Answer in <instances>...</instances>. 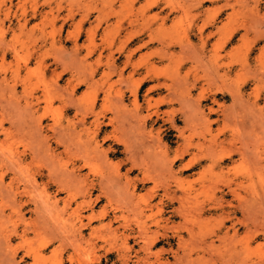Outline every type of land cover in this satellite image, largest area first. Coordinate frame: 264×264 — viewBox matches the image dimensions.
<instances>
[{"label":"rangeland","instance_id":"374dc122","mask_svg":"<svg viewBox=\"0 0 264 264\" xmlns=\"http://www.w3.org/2000/svg\"><path fill=\"white\" fill-rule=\"evenodd\" d=\"M121 39H130V46L126 48L131 50L129 63L126 54L119 51ZM161 41L173 45L164 58L157 55L162 50ZM145 42L149 44L139 49ZM159 82L173 84L171 89L177 98L174 97L172 104L161 97H168L172 90L164 86L152 90ZM173 96L175 94L170 98ZM189 97L191 102L199 101L202 114L196 115L197 121L194 115L191 123L184 121L182 111L191 106ZM178 98L182 102H178ZM27 102L31 104L32 112H29L32 114L26 115L28 111L23 106ZM118 104H122V109L127 108L123 118L128 117L123 120H127L128 127L117 133L109 120ZM158 105L162 111L172 108L177 111L174 129L163 120L150 121L149 113ZM26 107L29 110L30 106ZM135 110L138 115H134ZM207 118L213 122L212 131L206 130ZM39 119L44 125L42 134L36 128L41 123ZM99 121L103 122V129L97 132L94 123ZM23 127L28 136L24 130L23 134ZM69 127H77L73 139H70ZM128 130L130 134L126 133ZM141 130L143 136L139 135ZM37 131L44 134L42 139L48 137L55 151L53 158L52 153L49 155L44 150V145L39 147L47 156L44 151L42 155L39 147L35 148L44 141L35 138H39ZM54 134L64 137L65 141L60 138L64 144H56L58 136L54 139ZM117 136L123 138V142L127 139L131 149L141 147L142 141L151 140L150 147H154L151 153L168 150L169 159L178 147L186 145L190 153L175 163L174 170L192 158L194 162H202L196 164L194 171L182 175L183 182H175L176 185L167 176L163 177L166 168L154 171L163 165L158 164L159 168L148 162L146 167L152 169L148 171L163 175L143 182V169L137 167L128 172L130 163L127 161L132 152L126 150L125 143L118 144ZM80 137L83 141L90 140L88 144L92 147L98 141L101 149L108 152L106 157L91 154L90 163L82 173H88L89 179L99 184L102 176L118 171L116 177L120 176L121 182L107 185L111 186L109 200L104 197L92 204L93 207L85 204L82 208L83 223L87 224L81 227L80 240L83 241H79L82 245L77 242L75 245H79L74 246L69 239L73 238L70 220L74 214H39L32 201L29 206L21 207L20 199L10 204L13 198L6 200L0 195V236L4 239L10 234L12 239L11 246L0 242L4 245L0 246V264H11L3 257L7 249L15 245L16 248L11 249L17 250L19 264H264V0H0V158L6 154L4 150L12 157L15 155L17 162L21 157L25 171L26 166L37 171L33 173L41 188L44 187L42 181L46 180V184L60 173L62 163L70 166L76 162L72 153L82 148ZM23 139H28L32 146L37 140L34 150ZM215 139L224 141L222 145L214 144L215 155H233L222 166L214 165L213 158L205 155ZM244 143L248 144L246 151L250 148L251 153L246 159L238 153ZM147 146L140 152L149 150ZM30 148L32 152L37 149L38 154L30 152ZM31 154L40 157L32 159ZM1 160L0 181L4 175L3 180L8 183L16 172L4 167ZM12 164L9 163V167L16 165ZM16 166L14 169L19 168ZM17 172L21 188H31L30 183L23 187L25 182H21L23 177L19 176V170ZM237 177L239 182L234 181ZM123 183L125 185H121ZM53 185L48 192L56 194ZM229 186L237 189L235 197L228 194ZM98 190L97 187L94 196ZM221 193L227 194L226 198L219 199ZM44 194L42 190L41 199L37 196L38 203L42 204ZM27 196L23 195L24 200ZM65 196V192L58 194L59 198ZM77 198L82 200L80 193ZM71 199L74 204L69 212L76 206L74 193ZM105 203L114 220L112 230L107 229V225L102 226L109 218L99 217ZM91 213L98 217L88 222ZM115 214L119 220L114 219ZM12 228L18 233L11 231ZM54 231L65 234L52 235ZM27 248L38 256L30 253L26 260L21 259ZM12 250L10 253L14 252ZM72 254L74 260L70 259Z\"/></svg>","mask_w":264,"mask_h":264},{"label":"bare ground","instance_id":"6f19581e","mask_svg":"<svg viewBox=\"0 0 264 264\" xmlns=\"http://www.w3.org/2000/svg\"><path fill=\"white\" fill-rule=\"evenodd\" d=\"M187 32V31H186ZM130 41V39H126V40H122L121 39V41L118 43L119 44V51H120V53L121 54H126V61L129 63L131 60V57H132V55H131V50H127L126 48H128L130 45V43L131 42H129ZM148 42H150V40L148 41ZM148 42H145V43H142V45H140V46H138L139 47V49H140V47H143V46H145V45H147V43ZM162 42V41H161ZM129 43V44H128ZM149 44V43H148ZM162 44V50H161V52H157V55L159 56V58H164V57H166V56H168L169 54V52H168V50H169V48H171L172 46H170V44L171 43H169V44H165L164 42H162L161 43ZM190 46H191V44H189ZM193 45V44H192ZM167 48L166 50H164L163 51V48ZM189 47V46H188ZM185 48H187V47H185ZM203 48V47H202ZM130 49V48H129ZM138 49V48H137ZM138 49V50H139ZM184 49V48H183ZM182 49V50H183ZM191 49H193V48H191ZM134 50H136V47L134 48ZM196 51V50H195ZM171 52V51H170ZM147 53V52H146ZM174 53V52H173ZM135 54V53H134ZM185 54H186V52H185ZM193 54V53H192ZM203 55H205V54H203ZM209 55V54H208ZM196 56H198V55H196ZM115 61V60H114ZM203 61V60H202ZM198 62V61H197ZM204 62V61H203ZM126 63V62H125ZM205 63V62H204ZM201 64V63H200ZM203 66H205V65H203ZM207 66V65H206ZM217 66V65H216ZM201 67V66H200ZM199 67V68H200ZM208 67V66H207ZM116 68V67H115ZM218 72V71H217ZM186 76H188V75H186ZM179 77V76H178ZM184 79V78H183ZM179 80H181V79H179ZM189 80V79H188ZM187 80V81H188ZM195 80V79H194ZM178 81V80H177ZM177 81H175L176 83H177ZM186 81V80H185ZM198 81V80H197ZM155 82V81H154ZM181 82V81H180ZM178 84V83H177ZM183 84H184V82H183ZM186 84V83H185ZM180 85V84H179ZM162 87V86H164V87H166L167 89H170V90H172L171 88H172V86H173V84L172 85H170V84H167V82H159L158 83V85H156V86H153V88H152V90L153 91H155V90H157V89H159V87ZM184 86V85H183ZM174 87V86H173ZM182 87V86H181ZM185 87H187V86H185ZM179 88V87H178ZM184 88V87H183ZM220 89H222V88H220ZM174 91V89L172 90V91H169L170 93L168 94V97H163V96H161L162 98H164L165 99V101H166V103H168V101H169V103H173V100H175L177 97H176V92H173ZM221 91V90H220ZM151 92V91H150ZM172 92V93H171ZM238 92V91H237ZM237 92H236V94H237ZM171 94H175V96H173V97H171L170 98V95ZM243 96V95H242ZM160 97V98H161ZM174 97H176V98H174ZM25 98H26V96H25ZM117 98H118V96H117ZM190 98V97H189ZM189 98H187L189 101H190V103H189V105H191L190 107H189V109L187 108L186 110L185 109H182V111L184 112V118H186V120L184 119V121L185 122H187V123H191L192 121H191V118L195 115V118H197L196 117V115H202L201 114V107H200V103H199V101H198V103H195V101H193V102H191V98L189 99ZM119 99V98H118ZM185 99V98H184ZM237 99V98H236ZM179 100V101H178ZM178 102H182L181 100H180V98H178ZM117 101H120L121 102V100H117ZM186 101V100H185ZM238 101V100H237ZM187 102V101H186ZM28 103V102H27ZM122 103V102H121ZM163 103V102H162ZM168 103V104H169ZM192 103V104H191ZM195 103V104H194ZM19 104V103H18ZM170 104V105H171ZM181 104H183V103H181ZM180 104V105H181ZM21 105V104H20ZM127 105V104H126ZM188 105V106H189ZM26 106H30V108H29V110L28 109H26L27 107ZM24 105L23 106V108H24V110H27L28 112L26 113V115L28 114V113H31L32 111H31V104L29 105V103L27 104V105ZM121 106H122V104H121ZM119 104H118V107L116 108V110H115V112H114V116L109 120V123H113V125H114V132H119V130H122L123 132H124V129H125V131H126V129H127V127H126V124H125V122H127V120L126 121H124L123 119L124 118H126L127 119V117L124 115V118H123V112H125L126 111V109L124 108V109H122V107H121ZM137 104L135 105V109L137 108ZM182 106H184V104L182 105ZM26 107V108H25ZM183 108V107H182ZM190 108H192V110H190ZM211 108V107H210ZM212 108H214V107H212ZM211 108V109H212ZM218 108V107H217ZM215 109V108H214ZM222 109V108H221ZM229 109V108H228ZM124 110V111H123ZM185 110V111H184ZM29 111H31V112H29ZM136 111V110H135ZM139 111V110H138ZM225 112H228V111H226V110H224ZM129 112H130V110H129ZM137 112V111H136ZM135 112V114L134 115H138V113L139 112H137L136 113ZM223 112V111H222ZM231 113V112H230ZM25 114V113H24ZM32 114V113H31ZM31 114H29V115H31ZM115 114H116V116H115ZM131 114V113H130ZM191 114V115H190ZM232 114V113H231ZM128 115V114H127ZM225 115V114H224ZM234 115V114H233ZM33 116V115H32ZM187 116V117H186ZM130 117V116H129ZM136 117V116H135ZM149 117H150V121H153V122H156V123H159L160 122V120H163V121H165V122H168V123H170V127L169 128H171V129H174L175 128V122L178 120V115H177V111L174 109V108H172L171 110H168V111H162V109H161V106L160 105H158V106H156V108L151 112V113H149ZM199 117V116H198ZM35 118V117H34ZM33 118V119H34ZM137 118H139L138 116L136 117V120H138ZM195 118L193 117V119L195 120ZM228 118V117H227ZM38 119V118H37ZM86 119V118H85ZM146 119V118H145ZM149 119V118H148ZM147 119V120H148ZM192 119V120H193ZM231 119V118H230ZM130 121H132L131 119H129ZM128 120V121H129ZM198 120V118L196 119V121ZM202 120H203V118H202ZM205 120H208V118L207 119H205ZM204 120V121H205ZM212 120V119H211ZM228 120H229V118H228ZM26 121V120H25ZM37 121V120H36ZM139 121H141L140 119H139ZM203 121V122H204ZM225 121H226V118H225ZM31 122V121H30ZM41 122V123H40ZM79 123H80V121H78ZM83 122V121H82ZM82 122H81V124H82ZM136 122V121H135ZM36 123H38V121L36 122ZM36 123H34V125L36 126ZM39 125H37V129H38V131L42 134L43 133V122L41 121V119H39ZM143 123V122H142ZM197 123V122H196ZM206 123V122H205ZM205 123H204V125H205ZM130 124V123H129ZM198 124V123H197ZM34 125H32V126H34ZM94 125L96 126V130L95 131H100V130H102L103 129V122H95L94 123ZM112 125V126H113ZM127 125H128V122H127ZM141 125H144V124H141ZM154 125V124H153ZM188 125V124H187ZM212 125H213V122H210L209 120H208V123L206 124V130H208V131H212ZM125 126V127H124ZM137 126V125H136ZM139 126H140V124H139ZM177 126V125H176ZM200 126H201V124H200ZM25 127V126H24ZM23 127V129H22V132H23V134L26 132V135H27V131H25L24 128ZM133 127V126H132ZM138 127V126H137ZM141 128H142V126H140ZM145 127H146V124H145ZM161 127V126H160ZM184 127V126H183ZM204 127V126H203ZM34 128V127H33ZM62 128V127H61ZM124 128V129H123ZM177 129H178V127H176ZM194 128V127H193ZM196 128V127H195ZM129 129V128H128ZM135 129V128H134ZM25 132H24V131ZM36 130V129H35ZM34 129H33V131H35ZM68 130H71L70 131V136H72L73 134H74V132L77 130V127H73V128H71L70 129V127L68 128ZM178 130H181V128L180 129H178ZM183 130V133H184V128L182 129ZM199 130V129H198ZM38 131H37V134H39L38 133ZM55 131V130H54ZM64 131H66V130H64ZM129 131L130 130H128L126 133H129ZM137 131V130H136ZM142 131V133H140L139 135H141V136H143V130H141ZM169 131H170V129H169ZM205 131V130H204ZM69 132V131H68ZM96 132V133H97ZM122 132V133H123ZM131 132H133V131H131ZM171 132V131H170ZM35 133H36V131H35ZM59 133H60V131H59ZM95 132H94V134H96ZM183 133H181V134H183ZM201 133V132H200ZM19 134V133H18ZM34 134V133H33ZM36 134V135H37ZM41 134H39L38 136H39V138L38 137H35V138H37L38 140L40 139V141H43L45 144H42L40 141H39V143H41V144H39V145H37V147H35V148H38L39 146L40 147H42L43 145H44V150L46 151L47 150V152L49 153V155H51L50 153H52V155H51V157L52 156H54L55 154H54V152L55 151H53L52 150V144H49V140H47V138L48 137H44V139H42L43 138V135H41ZM67 134V133H66ZM130 134V133H129ZM160 134V133H159ZM180 134V135H181ZM40 135L42 136L41 138H40ZM54 135H56L55 136V138L54 139H56L57 138V136H58V134H54ZM64 135V134H63ZM62 135V136H63ZM76 135L78 136L79 135V131H77L76 132ZM127 135V134H126ZM204 135V134H203ZM21 136V135H20ZM28 136V135H27ZM68 136H69V134H68ZM69 136V137H70ZM108 136H109V134H108ZM137 136V135H136ZM205 136V135H204ZM206 136H207V134H206ZM216 136V135H215ZM214 136V137H215ZM26 137V136H25ZM29 137H31L30 135H29ZM130 137V136H129ZM26 138H28V137H26ZM33 138V137H32ZM60 138H64V137H61L60 136ZM59 138V136H58V138H57V143L56 144H58L59 145V143H61L62 142V144H64L63 142L65 141V139H60ZM81 138V140L79 141V146H81L80 144H82V148H79L78 150H77V153L74 151L73 153H72V155L74 156L75 155V157H76V162H74L73 164H71L70 166H68V165H66V164H63L62 163V168H60L59 169V171H60V173L58 172V173H56L55 175L56 176H53L52 178H51V180L49 181V182H47L46 184H45V181H42L41 183H44V187H39V185H38V183H37V181H38V179L36 178V175H35V173L37 172L36 170H33L35 173H33V171H31L29 168L27 169V166H26V171H25V165H24V167H23V164H25V163H23L24 162V160L23 159H21V155L19 154V152H18V154H19V157H20V159L18 160V162L16 161V157H14L15 155L13 154V153H15L16 154V152H13V153H11V154H13L14 156L12 157V155H10L8 152V150H7V152H5V150H4V154L5 155H3V156H1L2 158H0V159H2L1 160V162H2V165H4V167H6V168H8V169H11V171L13 170V172H16V173H14V174H12V176L13 175H15V176H13V177H11L10 178V181L8 182V183H6V181L5 180H3V177H4V175H3V177H1L2 179H1V181L0 182H2V187H0V195H1V197H3L4 199H6V200H9L10 198H13V200L12 199H10V200H12V202L11 201H9V202H11L10 204H16V202L18 201V199H20L19 201H20V205H21V207H27V206H29V203L32 201L33 203H34V205H35V208H34V210L36 211V213H43V214H46L47 212H49L48 214H46V215H50V214H52V215H54V212L59 216V215H61V214H65L66 216H67V214H69L70 213V215H72V214H74L73 215V217L71 218V222H72V224H71V228H72V231H71V235H72V237L73 238H69L71 241V243H72V245H74V246H76V245H79V244H81L82 245V241L83 240H80V237H82V230H81V227L82 226H86L87 224H84L83 222H84V215H83V213H82V208L84 207V205L85 204H88L89 206H92V204H94V203H96V202H99V201H101L102 200V198H104V197H109V191L111 190L110 189V187L112 186L110 183H117V181H119L117 184L119 185L121 182H120V176H117L116 177V173L118 172H116V173H114V171H113V173L115 174H113V173H107L106 175H104V176H106V177H103L102 176V178L100 179V183L99 184H96L95 183V180L94 179H89V174L88 173H82L86 168H87V166H88V163H90L89 161L90 160H88V159H90V158H92V155L91 154H97V155H103L104 157H106L107 156V154H108V152H107V150H102L101 149V144L97 141L95 144H94V146L92 147L91 145H89L88 143L90 142V140H89V142H87V141H83L82 140V137H80ZM105 139L107 138V137H104ZM131 138H132V136H131ZM157 138V137H156ZM165 138V137H164ZM186 138V137H185ZM204 138V137H203ZM206 138V137H205ZM21 139H22V137H21ZM25 139V138H24ZM23 139V140H24ZM31 139V138H30ZM46 139V140H45ZM70 139H73V136L72 137H70ZM123 139V138H122ZM122 139H120L118 136L116 137V140L119 142L118 144L120 145L121 143L120 142H123L122 141ZM140 139H141V137H140ZM143 139V138H142ZM207 139V138H206ZM18 140L20 141V139H19V135H18ZM23 140H22V144H24V142H23ZM33 140H36V139H33ZM60 140V141H59ZM205 140V139H204ZM25 141V140H24ZM27 141V142H26ZM25 141V143H27V145L28 144H30L31 145V143H28V139ZM46 141H47V143H46ZM126 141H127V139H126ZM124 141L123 143H125V147H126V150L127 149H130V151L132 152H129V153H131L130 154V157H129V159H128V163H130V168L128 169V172H130V171H133L135 168H141V170L144 172L143 173V177H142V179H141V181L143 180V182H146L147 180H149V179H153V181L154 180H157V177H162V175H163V173H161V172H159V173H157V174H154L153 172H151V171H148L149 169H151V167L149 168V167H146V165H148V162H153L154 164H155V166H159V168H160V165L162 166L160 169H157L156 168V170H154V171H159V170H161L162 171V169L164 170V168H166V171H164V174L165 175H163V177L164 176H167V178L169 179V181H173L174 183L176 182V183H182L183 182V177H182V175L184 176V174L185 173H187V172H189L190 170H193L194 168H195V166H196V164L198 163V162H200V161H198V162H194L193 161V158H192V160L190 161V162H187V163H184V164H181V166H179V168L178 169H176V170H174V165H175V163L177 162V161H179V160H183V159H185V156H186V154H188V153H190V149L185 145V146H181V147H178V149H176L175 151H174V155L171 157V159H169L168 158V156H169V152H168V150L167 151H165V152H161V153H151V148H154L153 146L152 147H150L151 145H152V143H151V140H150V142H147V141H145V143L142 141L141 142V144L139 145V146H141V147H139V148H137V149H131L130 147H131V143L129 144V141ZM153 141V143H154V140H152ZM32 143H33V141H31ZM244 142V141H243ZM251 142V141H250ZM38 143V141L36 140V142L34 141V144H35V146H36V144ZM65 143H67V142H65ZM70 143V142H69ZM68 143V144H69ZM146 143H148V144H146ZM185 143H186V141H185ZM184 143V144H185ZM213 143V142H212ZM212 143L208 146V152H207V154H205V155H209L210 156V158H213V159H211V162L215 165V164H217V165H219V166H222L224 163H225V160L227 159H231V157L233 156V155H231V154H229V155H225V156H223V154L222 155H215L214 154V152H213V150H214V144H223L224 143V141H218V140H216L215 139V141H214V143H213V145H212ZM34 144H33V146H34ZM47 144V145H46ZM67 144V145H68ZM117 144V145H118ZM151 144V145H150ZM155 144V143H154ZM158 144V143H157ZM160 144L162 145V143L160 142ZM209 144V143H208ZM241 144H243L242 142H241ZM26 145V144H25ZM26 145V146H27ZM118 145V146H119ZM146 145H148L147 147H150L149 148V150L147 149V150H145V152L144 153H141L140 151H142L141 150V148H145L146 149ZM247 145L248 144H246V143H244V146L243 145H241V148H239L238 149V153H240L243 157H244V159H246L248 156H249V154H251L249 151V149L250 148H248V150L246 151V147H247ZM26 146H24L23 148H24V150L27 148ZM32 146V145H31ZM32 146V147H33ZM46 146H47V149H46ZM132 146H134V144L132 145ZM164 146V145H163ZM31 147V148H32ZM39 147V151L41 152V150H42V148H40ZM70 147V146H69ZM75 147V146H74ZM137 147V146H136ZM249 147V146H248ZM29 149V151L30 150H32V149ZM68 148V147H67ZM110 148L112 149V151L113 152H117V150H115V148L114 147H112V146H110ZM160 148H162V147H160ZM167 148V147H166ZM254 148H257V146L256 147H254ZM253 148V149H254ZM140 149V150H139ZM157 149V148H156ZM210 149V150H209ZM259 149V148H258ZM257 149V150H258ZM262 149V148H261ZM18 150V149H17ZM33 150H34V147H33ZM43 150V151H44ZM260 150V149H259ZM11 151V150H10ZM12 151H15V149L14 150H12ZM41 152L42 153V155L44 154V152ZM71 151V150H70ZM150 151V152H149ZM152 151H153V149H152ZM207 151V150H206ZM22 152V150L20 151V153ZM25 152H26V150H25ZM28 152V151H27ZM30 152H32V151H30ZM38 151H37V149H36V152H32V153H37ZM253 152H254V150H253ZM2 153V152H1ZM8 153V154H7ZM46 153V152H45ZM74 153H76V154H74ZM21 154H23V153H21ZM38 154V153H37ZM37 154H31V157L30 158H32V159H34L35 157H40V155L39 156H36ZM252 154H254L255 155V153H252ZM256 154H257V152H256ZM33 155V156H32ZM58 155V154H57ZM139 155H141L140 157H138ZM151 155V156H150ZM194 155V154H193ZM16 156H18V155H16ZM46 156H47V153H46ZM91 156V157H90ZM220 156V157H219ZM257 156H259V155H257ZM261 156V155H260ZM203 157V156H202ZM201 157V158H202ZM206 157V156H205ZM251 157H253L254 158V156H252V155H250V158ZM262 157V156H261ZM261 157H260V159H261ZM53 158V157H52ZM31 159V160H32ZM153 159V160H152ZM252 159V158H251ZM14 160L16 161V162H14ZM150 160V161H149ZM253 160V159H252ZM256 160L257 159H254L253 161H255L256 162ZM77 161H80L81 163H78ZM32 162V161H31ZM57 162V161H56ZM202 162V161H201ZM210 162V163H211ZM9 163H14V165L16 164V165H19L18 167V169L16 168V169H14L15 168V166L13 167L12 165H10V167H9ZM162 163V164H161ZM257 163H260V162H258L257 161ZM1 164V163H0ZM30 164H32L33 165V163H30ZM153 164V165H154ZM158 164H160V165H158ZM264 164V163H263ZM263 164H262V166H263ZM32 165H30V166H32ZM143 165V167L144 168H142L141 166ZM151 165V164H150ZM209 165V164H208ZM210 165H212V164H210ZM13 168H12V167ZM118 166V165H117ZM116 166V167H117ZM257 166H258V164H257ZM262 166H261V169H262ZM17 167V166H16ZM7 169V170H8ZM197 169V168H196ZM6 170V169H5ZM19 170V176H21V177H23V181L21 180V182L23 183V182H25V184L23 185V187L26 185V184H29V185H31V188L34 190L35 189V187L36 188H38V189H36V191L34 190H31V188H30V186H28V185H26V186H28V187H25V188H21V186L18 184V180H20L19 178H18V172L17 171ZM30 170V171H29ZM38 170V169H37ZM117 170H119V169H117ZM152 170V169H151ZM200 170H202L201 168H200ZM38 171H40V170H38ZM49 171H51L50 169H49ZM48 171V172H49ZM194 171V170H193ZM217 171H220V170H218L217 169ZM48 172H47V174H48ZM109 172V171H108ZM110 172H111V169H110ZM201 172V171H200ZM222 172V171H221ZM42 173H44V172H42ZM190 173V172H189ZM195 173V172H194ZM193 173V174H194ZM202 173V172H201ZM50 174V173H49ZM120 174V173H119ZM118 174V175H119ZM200 174V173H199ZM125 175V174H124ZM131 175V174H130ZM190 175V174H189ZM198 175V174H197ZM47 176H49V175H47ZM52 176V175H51ZM51 176H49V177H51ZM126 176V175H125ZM130 177V176H129ZM129 177H125V179H128ZM136 177H138V176H136ZM136 177H134V178H136ZM140 177V176H139ZM196 177V176H195ZM167 178H164L165 179V181H166V179ZM185 178V177H184ZM138 179V178H137ZM158 179H161V178H158ZM239 178L237 177V178H235L234 179V181H236V180H238ZM3 180V181H2ZM140 180V179H139ZM131 181H132V179H131ZM160 180H158V182H159ZM164 181V180H163ZM168 181V182H169ZM240 180H238V182H239ZM20 182V183H21ZM124 182V181H123ZM129 183V181H126V183ZM133 182V181H132ZM161 182V181H160ZM242 182V181H241ZM137 183H138V181H137ZM155 183V182H154ZM176 183H175V185H176ZM40 184V183H39ZM51 184H54L55 186H56V194H51V193H49L48 192V188H49V186L51 185ZM108 184H110L111 186L109 187V186H107ZM116 184V185H117ZM169 184H171V182L169 183ZM238 184V183H237ZM237 184H236V187H237ZM22 185V184H21ZM53 185V186H54ZM121 185H125L124 183L123 184H121ZM120 185V186H121ZM33 186H34V188H33ZM38 186V187H37ZM133 186H134V184H133ZM227 186H228V184H227ZM99 188V190H98V193L96 194V196H94L93 195V193H94V191L96 190V188ZM106 187H108L107 189H106ZM119 187V186H118ZM137 187V186H136ZM232 186H229V192H228V194L230 193L231 195H233V197H235L236 195H237V189L236 188H234V187H232ZM27 188V190L26 191H21V189L22 190H25ZM30 188V189H29ZM40 188V189H39ZM134 188V187H133ZM153 188V187H152ZM110 189V190H109ZM128 189H130V188H128ZM127 189V190H128ZM30 192H29V191ZM39 190H40V192H39ZM42 190H43V192L45 193L46 192V194H44V195H46L45 197H46V199L44 200V198H43V200H41L42 202V204H40V201H39V203H38V197L37 196H40L41 195V192H42ZM35 193V192H39V193H33V192ZM31 192L33 193V194H31ZM65 192V197L64 198H59L58 197V194H60V193H64ZM226 192V191H225ZM27 193H29V194H31V197H30V195H28ZM73 193L75 194V196H76V199L78 200V198H77V193H80V197H82L81 199V201H79L78 200V202H77V200L75 201V203H76V206L73 208V210H71L70 212H69V210H70V208L72 207V205L74 204H72V199H71V197H72V195H73ZM111 193V195H112V192H110ZM133 193V192H132ZM37 194H39V195H37ZM43 194V193H42ZM127 194H128V192H127ZM135 194V193H134ZM23 195H28L27 196V198H26V200H24V198H23ZM36 196V198H35V196ZM43 195V196H44ZM138 195V194H137ZM227 194H222L221 193V196L220 197H218L219 199H221V198H223L224 199V197L226 196ZM153 196V195H152ZM112 197V196H111ZM131 198L133 197V194H131V196H130ZM142 197V196H141ZM164 197V196H163ZM3 198L1 199V200H3ZM138 198V197H137ZM140 198V197H139ZM176 198V197H175ZM226 198V197H225ZM39 199H41V196L39 197ZM16 202H15V201ZM108 200H109V198H108ZM131 201V200H130ZM222 201V200H221ZM5 202H7V201H5ZM111 202H112V198H111ZM223 202V201H222ZM221 202V203H222ZM231 202V201H230ZM23 203V204H22ZM61 203L63 204L62 205V207L60 206L61 205ZM109 203V202H108ZM6 205V204H5ZM14 206V205H13ZM93 207V206H92ZM112 208V207H111ZM110 208V209H111ZM89 209V208H88ZM19 210V209H18ZM18 210L16 209V211L18 212ZM84 210V209H83ZM87 210V209H86ZM93 210V209H92ZM94 211V210H93ZM100 212H99V217L100 218H104V217H107V218H109V220H108V222L106 223V224H104L105 222L104 221H102V222H104L103 224H102V226L103 225H107V226H105L107 229L109 228L110 230H112L111 228H112V222L114 221L113 220V217L112 216H110L109 215V212L107 211V205H106V203L104 204V206L102 207V209L101 210H99ZM237 210H235L234 212H236ZM51 212V213H50ZM72 212V213H71ZM92 215H89L88 217H87V219H88V222H91L93 219H95L96 217H98L96 214H94V213H91ZM38 215V214H37ZM51 215V216H52ZM64 215V217H66ZM118 215H119V213H118ZM121 215H122V213H121ZM1 216V215H0ZM125 216V215H124ZM22 218V217H21ZM38 218H40V217H38ZM120 218V217H119ZM41 219V218H40ZM69 219V218H68ZM114 219L115 220H117L118 219V216L115 214V216H114ZM121 219V218H120ZM6 220H7V218H6ZM5 220V221H6ZM77 220H78V223H81L80 224V226L78 225V223H76L77 222ZM119 220V219H118ZM23 221H24V219H23ZM34 221V220H33ZM14 222V221H13ZM40 222V221H39ZM117 222V221H116ZM120 222V221H119ZM4 222H2V224H3ZM9 223V222H8ZM24 223V222H23ZM29 223V222H28ZM36 224H37V222H35ZM41 223V222H40ZM45 223H48V222H45ZM124 222H122V224H123ZM37 225H39V224H37ZM123 225H125V224H123ZM0 226H1V224H0ZM48 226H49V224H48ZM54 228H55V226H53ZM87 227V226H86ZM125 227H127V226H125ZM26 228V227H25ZM82 228H84V227H82ZM99 228V227H98ZM35 229H37V228H35ZM46 229V228H45ZM119 229H120V227H119ZM131 229H133V228H131ZM3 230H4V228H3ZM40 230H43L42 228H40ZM47 230V229H46ZM49 230V229H48ZM116 230V229H115ZM115 230H114V233H115ZM2 231V230H1ZM11 231H13L14 233H18V232H16L15 230H13V228L11 229ZM39 231V230H38ZM10 232V231H9ZM12 232V233H13ZM22 232H23V230H22ZM46 232V231H45ZM96 232V231H95ZM94 232V233H95ZM6 233V232H5ZM25 233V232H24ZM49 233V235H50V231L48 232ZM61 233H62V231H61ZM94 233H92V234H94ZM113 233V231L111 232V234ZM1 234V233H0ZM27 233H25V235H26ZM40 234V233H39ZM42 234V233H41ZM64 234H65V232H63V234L62 235H59V232H57V231H54L53 232V234L52 235H56V236H60V237H62V236H64ZM19 235H20V233H19ZM46 235V234H45ZM97 235V234H96ZM140 235V234H139ZM20 236H23V234H21ZM92 236V235H91ZM0 238H2L3 239V236L1 237L0 236ZM25 238V237H24ZM55 238V237H54ZM84 238V237H83ZM128 238V237H127ZM156 239H158V237H155ZM154 238V239H155ZM2 239H0V240H2ZM28 239V238H27ZM92 239V238H91ZM128 239H130V238H128ZM155 239V240H156ZM11 235L10 234H7V237H5L2 241H0V242H3L4 243V245H9V246H11ZM81 242H80V241ZM91 241V240H90ZM34 242V241H33ZM77 242H79V244H76L75 245V243H77ZM153 242V241H152ZM2 243V244H3ZM1 244V245H2ZM19 244V243H18ZM150 244H152V243H150ZM149 244V245H150ZM0 245V246H1ZM4 245H2V246H4ZM6 246V247H7ZM16 246V245H15ZM15 246H13V247H9L7 250H8V253H4V254H6L4 257H3V260H5V261H7L8 260V262L9 263H11V264H19V263H17V261H16V253H17V250H12L11 248H14ZM44 246V245H43ZM73 246V247H74ZM145 246V245H144ZM6 247H3V248H6ZM18 247V246H17ZM20 247V246H19ZM45 247V246H44ZM78 248L77 249H79V246H77ZM16 248V247H15ZM81 248V247H80ZM149 248V247H148ZM12 250V251H14L13 253H10L11 251L10 250ZM20 249V248H19ZM18 249V250H19ZM28 249V248H27ZM36 251V250H35ZM1 252H2V250H1ZM1 252H0V254H1ZM33 252V253H32ZM37 252V251H36ZM34 256V257H36V256H38V254L37 253H35L34 251H32V250H27V252H25V254L21 257V259H23V260H26V258H28V257H30L31 256V254ZM39 253H40V251H39ZM11 255V256H10ZM2 256H3V254H2ZM1 256V257H2ZM71 256V255H70ZM6 257V258H5ZM47 257V256H46ZM45 257V258H46ZM69 259V258H68ZM70 259L71 260H74V255L72 254V256L70 257ZM2 260V259H1ZM0 260V261H1ZM4 263V262H3ZM31 263V262H30ZM33 263V262H32ZM61 263V262H60ZM38 264V263H37ZM44 264V263H43Z\"/></svg>","mask_w":264,"mask_h":264}]
</instances>
